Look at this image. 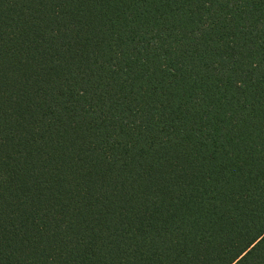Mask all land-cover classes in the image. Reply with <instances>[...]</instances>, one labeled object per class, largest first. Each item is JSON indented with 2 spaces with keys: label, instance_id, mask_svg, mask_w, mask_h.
Segmentation results:
<instances>
[{
  "label": "trees",
  "instance_id": "trees-1",
  "mask_svg": "<svg viewBox=\"0 0 264 264\" xmlns=\"http://www.w3.org/2000/svg\"><path fill=\"white\" fill-rule=\"evenodd\" d=\"M0 264H264V0H0Z\"/></svg>",
  "mask_w": 264,
  "mask_h": 264
}]
</instances>
